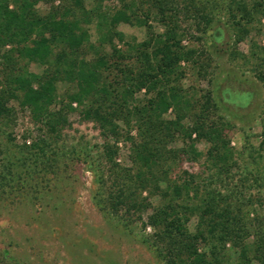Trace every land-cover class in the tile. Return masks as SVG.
<instances>
[{
	"label": "trees",
	"instance_id": "obj_1",
	"mask_svg": "<svg viewBox=\"0 0 264 264\" xmlns=\"http://www.w3.org/2000/svg\"><path fill=\"white\" fill-rule=\"evenodd\" d=\"M47 1L0 0V134L14 141L5 127L16 102L54 140L24 144L14 159L0 145V196L19 193L34 173L52 168L55 141L79 112L103 138L98 183L106 205L151 228L146 244L164 264H264V224L251 245L245 224L261 200L255 203L243 186L231 187L240 168L227 134L231 124L213 91L199 86L211 85L212 60L194 44L202 41L196 33L211 30L207 7L197 0H49L41 11ZM111 1L118 3L112 10ZM239 9L249 23L248 8ZM256 10L264 15V4ZM122 24L144 28L145 40L127 36ZM252 57L264 85V46ZM190 77L195 83L185 87ZM121 142L130 144L129 167L118 162ZM182 157L204 159L207 171L172 179ZM228 243L240 247L236 263L224 260Z\"/></svg>",
	"mask_w": 264,
	"mask_h": 264
},
{
	"label": "rangeland",
	"instance_id": "obj_2",
	"mask_svg": "<svg viewBox=\"0 0 264 264\" xmlns=\"http://www.w3.org/2000/svg\"><path fill=\"white\" fill-rule=\"evenodd\" d=\"M197 1L204 4L214 18L206 35L196 33L202 41L194 44L207 49L212 60L211 85L200 81L199 86L213 91L220 113L231 124L227 134L240 167L234 171L231 187L233 184L243 186L255 203L258 198L261 200L245 220L250 234L246 244L251 245L256 239L257 227L264 224V85L256 77L258 67L255 68L256 61L252 57L254 51L264 46V15L256 10L257 4H264V0ZM50 5L48 0L40 4L39 9L48 10ZM107 6L112 10L118 3L111 1ZM243 6L251 13L249 23L239 9ZM238 21L245 26L247 34L241 33ZM150 24L162 31L155 20ZM119 30L139 42L146 38L144 28L122 24ZM117 44L121 43L117 41ZM31 69L39 71L37 67ZM194 83L190 77L183 85L189 87ZM12 107L14 113L5 129L14 141L0 134V145L2 150H7L6 154L19 157L24 144L38 139L54 144L46 129L33 122L28 110H23L16 102ZM167 118L172 115L168 114ZM103 144L96 126L84 122L79 112L72 113L69 124L55 141L58 155L52 168L46 174L34 173L27 180V187L19 193L0 196V264H164L146 244L151 228L144 230L142 222L136 218L124 219L127 215L112 214L106 205V193L98 183ZM171 146L180 148L181 144ZM198 149L205 152L207 146L201 143ZM129 156L130 144L121 142L118 162L129 167ZM181 159L172 179H177L184 171L193 174L207 171L204 159L198 163L186 157ZM157 202V198L152 201L155 205ZM146 218L144 215V220ZM196 224L197 218H193L189 223L190 231L195 232ZM238 244L241 245V240ZM238 244L228 243L223 248L224 260L237 262Z\"/></svg>",
	"mask_w": 264,
	"mask_h": 264
}]
</instances>
